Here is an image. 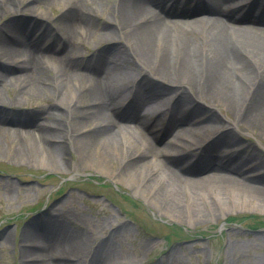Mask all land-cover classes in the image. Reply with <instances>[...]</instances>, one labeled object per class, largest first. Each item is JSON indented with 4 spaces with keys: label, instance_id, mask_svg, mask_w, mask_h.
<instances>
[{
    "label": "bare ground",
    "instance_id": "obj_1",
    "mask_svg": "<svg viewBox=\"0 0 264 264\" xmlns=\"http://www.w3.org/2000/svg\"><path fill=\"white\" fill-rule=\"evenodd\" d=\"M108 2L0 0V19L23 10L42 18L37 5L61 3L63 8L52 26L64 39L57 49L43 44L52 30L49 25L37 37L35 25L27 29L19 15L0 24V103L9 83L21 99L57 89V105L65 111L50 113L57 126L0 114V135L13 136L12 157L57 161L59 169L63 157L77 150L84 168L94 165L100 174L129 186L157 214L177 222L190 224L264 205V159L244 154V149L232 150L239 145L235 129L264 133V0ZM103 7H109L110 19L94 25L96 17L91 15ZM76 35L95 36L104 48L94 49L83 64L67 45ZM119 40L125 47L117 45ZM172 89L177 94L173 99L167 94ZM194 98L226 112L231 123L224 125L207 107L200 109ZM210 135L215 136L204 143ZM21 139H27L30 148ZM91 142L115 145L111 149L118 158L107 157L108 164L103 161L105 151H100L94 161ZM4 149L0 140V153ZM180 153L195 155L196 162L181 163ZM205 207L209 211L204 212ZM50 223L46 220L45 231L34 234L33 248H22V264H68L55 259H67L70 251L88 242ZM127 229L125 224L113 225L105 239L106 259L95 254L92 264L118 261L121 256L113 244L122 243ZM141 242L136 244L141 251L151 245ZM179 257L172 250L167 259Z\"/></svg>",
    "mask_w": 264,
    "mask_h": 264
},
{
    "label": "rangeland",
    "instance_id": "obj_2",
    "mask_svg": "<svg viewBox=\"0 0 264 264\" xmlns=\"http://www.w3.org/2000/svg\"><path fill=\"white\" fill-rule=\"evenodd\" d=\"M63 1L65 0H61V3ZM112 1L115 0H109L108 4ZM61 3H53L49 7L37 5V13L42 18L30 14L28 10L15 15L8 12L0 19V24L19 15L20 20H25L24 23L35 20L34 27L36 30L38 28V32L49 25L51 32L56 33L49 40L53 43L52 46H59L62 35L53 30L52 26L53 20L63 9ZM94 12L95 15H91L96 17L93 19L94 25L110 19L109 7L99 8ZM119 41L121 42H117V45L125 47L124 40ZM67 45L74 48L76 60L83 64L84 59L89 61L94 49L104 48L98 44L95 36L84 39L76 35ZM2 62L0 59V64ZM47 67L49 74L55 73L51 65ZM174 90L167 92L171 98L176 96ZM2 93L0 114L4 116L13 117L17 114L21 118H33L38 125L50 122L57 126V121L50 118V113H65L57 105L60 99L57 89L35 98L21 99L16 96V88L8 83ZM192 101L200 109L208 106L195 98ZM210 107L207 109L224 125L231 123L226 112L213 105ZM203 110L206 109L199 112L203 114ZM144 112L141 111V114ZM214 136H208L203 142L206 143ZM234 137L239 145H233L232 150L239 152L244 149V154L255 153L253 157L264 159L263 132L256 131L252 134L249 130L235 129ZM0 140L6 148L0 153V264H22V248H33L35 235L41 234L47 227L44 224L46 220L52 221L50 224L55 227H64L70 236L77 234L88 238L85 245L69 252L70 257L57 258L56 263L65 260L68 264H92L95 254L106 259L105 239L113 225L121 223L128 226V232L123 236L122 243L115 240L113 244L115 252L121 256L114 264H264V205L257 204L232 211L224 209L222 217L204 221L198 219L190 224L177 222L166 218L164 213H159L161 216L157 214L154 211L156 208L134 194L129 186L116 183L100 174L94 170V165L84 168L80 164L77 150L68 152L62 159L64 167L57 169V161L37 163L31 156L25 155L13 158L10 150L13 136L3 133ZM21 140L25 147L30 148L27 139ZM157 142L159 141L155 140L160 145ZM187 142L184 141L186 144ZM89 148L94 161H98L100 151H105L103 161H107L109 156L118 158L112 150L116 148L115 145L101 147L94 146L91 142ZM195 158V155H185L181 163L190 165ZM117 161L119 163L118 159ZM78 164L79 168H76ZM109 168L115 170L112 165ZM73 195L74 199H69ZM64 201L67 202L63 205ZM211 208L218 210L214 204ZM203 210L209 211L207 207ZM60 233L57 229V237L62 236ZM141 241L151 242L147 250L141 251L136 246ZM172 250L178 253L179 259H167Z\"/></svg>",
    "mask_w": 264,
    "mask_h": 264
}]
</instances>
